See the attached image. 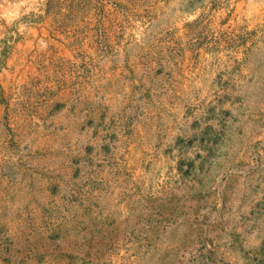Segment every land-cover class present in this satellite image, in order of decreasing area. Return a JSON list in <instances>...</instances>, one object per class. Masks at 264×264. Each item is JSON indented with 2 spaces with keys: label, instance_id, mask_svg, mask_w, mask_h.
I'll return each mask as SVG.
<instances>
[{
  "label": "rangeland",
  "instance_id": "374dc122",
  "mask_svg": "<svg viewBox=\"0 0 264 264\" xmlns=\"http://www.w3.org/2000/svg\"><path fill=\"white\" fill-rule=\"evenodd\" d=\"M47 2L0 0V264H264V0Z\"/></svg>",
  "mask_w": 264,
  "mask_h": 264
},
{
  "label": "trees",
  "instance_id": "16d2710c",
  "mask_svg": "<svg viewBox=\"0 0 264 264\" xmlns=\"http://www.w3.org/2000/svg\"><path fill=\"white\" fill-rule=\"evenodd\" d=\"M57 1L58 0H48L45 11L46 12H53L55 7H56ZM73 249H75V252H77V255H72V253L71 254H63V255H61L62 258L68 259V261H70L72 263L75 262L76 260H78V254L80 255L79 247L76 246ZM78 250H79V252H78ZM54 261H57V260L55 259Z\"/></svg>",
  "mask_w": 264,
  "mask_h": 264
}]
</instances>
